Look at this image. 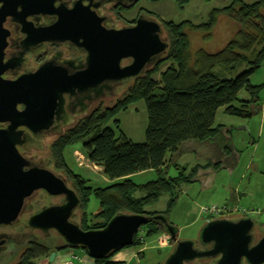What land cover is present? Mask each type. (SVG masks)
<instances>
[{
  "label": "trees",
  "instance_id": "trees-1",
  "mask_svg": "<svg viewBox=\"0 0 264 264\" xmlns=\"http://www.w3.org/2000/svg\"><path fill=\"white\" fill-rule=\"evenodd\" d=\"M187 1L176 0L180 7ZM220 16L236 25L227 42L214 52L202 48L191 52L186 29L206 37L212 33ZM162 24L168 38L165 58L147 74L132 81L114 105L94 109L56 142L54 164L79 197V226L83 230L102 228L120 212L150 216L161 214L167 218L175 204L179 186L193 181L201 168L199 165L190 169L178 165L171 161L172 155L188 142L216 138L222 129L214 126L220 108L227 115L248 118L253 107L260 104L263 86L253 85L249 78L264 61V0L251 3L230 0L226 6L212 8L203 23L184 20L179 23L162 21ZM166 62L168 65L160 71V65ZM153 74H157V78H153ZM242 90L247 93V99L239 98ZM139 100L145 104L147 123L144 140L136 143L119 129L118 120L114 117ZM112 119L113 127L107 126L106 123ZM76 142L81 143L86 158L101 167L109 180L108 185L93 187L88 179L68 167L63 151L67 145ZM169 165L177 170L175 177L167 176ZM144 171H153L156 177L135 183L132 177ZM136 191H142L143 195L135 196ZM164 193L169 195L166 210L144 209ZM91 195L98 201V210L93 215L95 220H90L86 211ZM141 228L145 229V240L164 231L162 223L157 220H150ZM136 243L132 245L136 246ZM69 248L64 244L51 246L47 241H30L13 264H35L37 259L48 257L51 251ZM119 250L105 258L92 259L93 263L116 264L110 260Z\"/></svg>",
  "mask_w": 264,
  "mask_h": 264
},
{
  "label": "water",
  "instance_id": "water-1",
  "mask_svg": "<svg viewBox=\"0 0 264 264\" xmlns=\"http://www.w3.org/2000/svg\"><path fill=\"white\" fill-rule=\"evenodd\" d=\"M40 2L0 0V226L17 224L24 210V200L35 191L44 190L49 196H62L63 202L50 204L32 214L28 219L29 227L55 231L64 245L84 249L91 259L105 258L113 251L132 245L140 227L150 220H157L174 243L162 264H187L206 258L213 259L211 264H264V232L254 242V223L248 216L208 220L198 236L199 245H208L207 248L195 247L191 240L177 239L176 228L161 214L120 212L102 228L83 230L73 220L79 209V197L65 179L43 168L31 166L23 170L26 162L16 146L34 140L20 127L34 134L48 129L57 105L62 110L63 95L73 96L92 90L100 94L104 87L110 90L111 86L101 83L144 74L163 60L168 50L163 24L155 17H139L133 26L118 30L95 27V22L88 31L83 29L84 33L90 34L88 42L91 43L86 46L90 56L82 72L68 76L65 71L49 68L46 63L34 73L23 74L14 80L5 79L2 75L10 63L2 60L6 45L2 23L7 15L16 17L17 10L24 15L38 11L42 8ZM80 2L77 1L73 9H79ZM55 28L56 34H66L70 39L81 31L60 24ZM123 59L131 61L121 66ZM18 105L23 109H17ZM3 236L5 234H0ZM54 255V251L49 254L50 261Z\"/></svg>",
  "mask_w": 264,
  "mask_h": 264
},
{
  "label": "rangeland",
  "instance_id": "rangeland-1",
  "mask_svg": "<svg viewBox=\"0 0 264 264\" xmlns=\"http://www.w3.org/2000/svg\"><path fill=\"white\" fill-rule=\"evenodd\" d=\"M242 1L251 3L255 0ZM229 2L230 0H188L183 4V7H180L176 0H140L135 8L131 10V13L126 14V17L132 18L134 14H137L138 7L141 6L161 22L172 21L179 23L188 20L198 24L207 21L209 11L212 8L226 6ZM235 28L236 25L228 21L224 16H220L212 33L206 37L196 31L186 29L190 42V51L193 52L202 48L206 51L214 52L220 49L230 38ZM164 36H166L165 31ZM167 65L168 62L160 65L159 70H164ZM153 78H157V74H153ZM251 82H263L259 104L261 108L249 118L230 116L223 113L222 110H218L215 116V123L223 125L219 136L214 140L207 141L203 147L196 145L194 149V145L187 144H196L195 141L186 143L184 150H193L187 152L179 159L181 164L187 163L189 166L210 161L209 169L205 173H200L204 175H202L199 183L181 184L175 204L167 213V220L177 230V239L191 240L195 243V247H200L198 236L201 228L208 220L214 218L237 219L242 216L250 217L254 223V242L264 232V125L261 131L258 132V120H260V115L264 114V61L261 67L251 76ZM131 83L132 81L124 83L118 96L107 99L103 107L114 105ZM238 96L239 98H246L247 93L242 90ZM114 119L118 120L119 129L130 140L136 143L144 140L147 116L143 100L130 104L125 110H121ZM114 119L107 122L106 125L113 127ZM77 153L83 156L82 165H79L76 160ZM63 156L68 167L74 173L88 179L91 186L103 187L108 185L109 180L103 175L102 170L91 163L82 152L81 143L76 142L67 145L63 151ZM167 171V175L176 173L173 166H170ZM155 177V173L149 171L134 175L132 180L139 184ZM201 181H209V183L207 186H202ZM67 184L71 187L68 180ZM134 195L138 197L143 195V192L136 191ZM168 198L169 195L164 193L157 201L147 205L144 209L146 211H164L167 209ZM225 200L230 204H226L223 211L204 212L205 208L207 209L212 205L222 208ZM231 204L232 207L230 206ZM97 210L98 201L91 195L86 207L90 220L94 219L93 215ZM80 214L81 211L77 209L73 218L78 224L80 223ZM141 227H144V225ZM141 227L134 239V242L137 241L136 246L130 245L119 251L129 255L136 252L129 264H162L172 250L174 243L169 240L164 231L152 239L145 240L143 236L145 229ZM50 236L54 238L47 242L49 245L64 244L55 231H51ZM162 236L165 241L162 244H158V239ZM37 239H39L38 241L43 240L41 235H37ZM24 247L23 243L19 244L14 255L7 258L2 264L17 262ZM66 250L85 253L81 248H69ZM212 261L213 259L206 258L195 260L188 264H211ZM35 264H52V262L49 260L48 255V257L37 259Z\"/></svg>",
  "mask_w": 264,
  "mask_h": 264
},
{
  "label": "flooded vegetation",
  "instance_id": "flooded-vegetation-1",
  "mask_svg": "<svg viewBox=\"0 0 264 264\" xmlns=\"http://www.w3.org/2000/svg\"><path fill=\"white\" fill-rule=\"evenodd\" d=\"M41 9L23 14L17 10V16L7 15L2 23L6 31V45L3 49L2 60L10 63L2 75L5 79H17L21 75L34 73L40 66L48 64L49 68L61 69L68 76L82 72L87 65L90 52L86 46L91 43L88 28L94 26L105 30H118L123 27L133 26L139 17L149 18L152 16L141 6L137 14L127 18L126 14L140 2L135 0H122L121 2H109L108 0H81L80 8L73 9L74 4L79 0H40ZM29 12V11H26ZM21 13V14H20ZM72 27L77 31L72 39L66 34H56L54 30L57 25ZM55 28V29H54ZM131 59H123L120 65L129 64ZM151 70L149 68L144 74L135 77L122 79V81H103L101 84L111 86L110 90L86 91L76 93L73 96L63 95L62 110L59 106L55 108L52 123L46 130L37 133L28 131L34 142L24 143L16 146L19 155L26 162L23 170L29 167L43 168L54 174L62 176L66 183L65 175L54 164V152L56 142L64 137L69 130L75 128L81 120L89 116L96 108L103 107L108 99L118 96L123 84L134 81ZM58 103V102H57ZM17 109H23L18 105ZM68 185V184H67ZM69 187V186H68ZM73 189L72 187H69ZM74 190V189H73ZM75 191V190H74ZM62 196H49L44 190H38L24 200V210L19 215V222L12 226H0V264L17 251L19 244L39 240L48 242L54 237L50 236L51 231H41L31 228L28 225L29 217L41 208L50 204H61ZM29 207V208H28ZM28 208V209H27ZM54 232V231H53ZM207 248L208 245L200 246Z\"/></svg>",
  "mask_w": 264,
  "mask_h": 264
},
{
  "label": "crops",
  "instance_id": "crops-1",
  "mask_svg": "<svg viewBox=\"0 0 264 264\" xmlns=\"http://www.w3.org/2000/svg\"><path fill=\"white\" fill-rule=\"evenodd\" d=\"M253 75V74H252ZM251 75V76H252ZM251 76H250V82H251ZM253 85H262L263 86V82L262 83H254V82H251ZM260 96V95H259ZM248 98V95L246 96V98L244 99H247ZM261 107L259 105H256L253 107L252 109V114L256 111H258ZM219 110H222L223 112V108H220ZM224 113V112H223ZM217 114V113H216ZM251 114V116H252ZM250 116V117H251ZM249 118V117H248ZM260 120H258V124H259V128H258V132L261 131V129L263 128V125H264V114L262 113L259 117ZM214 126H223L221 124H217L215 123L214 121ZM219 134H220V131H219ZM219 134L217 136H219ZM216 136V137H217ZM215 139V138H214ZM212 139V140H214ZM207 141H210V140H206V141H203V142H196V144H187V145H194L193 146V149L196 147V145H199V147H203L205 145V143ZM188 143H191V142H188ZM185 145V144H184ZM184 145L175 153L172 155L171 157V161L172 162H175L177 163L178 165H185L188 167V169H190L191 167H193L194 165L192 166H189L186 164H181L179 162V159L181 157H183L187 152H190L192 150H187L186 149L184 150ZM217 153V152H216ZM201 168L199 169V171L196 173L195 177H194V180L191 181V182H188V183H193V182H197L199 183L202 175L204 174H200V173H205V171H207V169H209V166H210V161H207V162H204V163H197ZM170 167V165L167 167V169ZM203 167V168H202ZM216 167V166H215ZM99 169H101L100 166H98ZM166 169V173H168ZM176 170V169H175ZM144 172H149V171H144ZM143 173V172H141ZM141 173H137L135 175H138V174H141ZM173 174V173H172ZM172 174L170 175H167V176H171ZM177 175V170H176V173L174 175H172V177H175ZM209 183V181H201V185L202 186H207V184ZM181 186V185H180ZM180 186L178 188V191L180 190ZM161 196V195H160ZM169 200V198H168ZM167 200V201H168ZM232 202V201H231ZM226 204H230L227 202V200H225V203H223L222 206H225ZM232 206V204L230 205ZM136 255V252L132 255H129V254H125L121 251H117L112 257H111V260L110 261H113V262H116V264H129L131 261H132V257ZM80 258V259H79ZM52 264H94L93 263V260L91 258H89L88 256H86V254L84 253H80V252H71V250H66V251H60V252H55V255H54V258L53 260L51 261Z\"/></svg>",
  "mask_w": 264,
  "mask_h": 264
},
{
  "label": "built area",
  "instance_id": "built-area-1",
  "mask_svg": "<svg viewBox=\"0 0 264 264\" xmlns=\"http://www.w3.org/2000/svg\"><path fill=\"white\" fill-rule=\"evenodd\" d=\"M76 157H77V161L79 162L78 164L79 165H82V162H81V160L83 159V156L82 155H80V153H77L76 154ZM232 207V206H231ZM215 209V210H214ZM225 208H224V206H222V208H220V207H215L214 205H212L211 207H209V208H205L204 209V212L206 213V212H208V213H211L210 211H216V210H221V211H223ZM164 236H166V235H164ZM165 241V238L162 236V237H160L159 239H158V244L160 243V244H162L163 242Z\"/></svg>",
  "mask_w": 264,
  "mask_h": 264
}]
</instances>
